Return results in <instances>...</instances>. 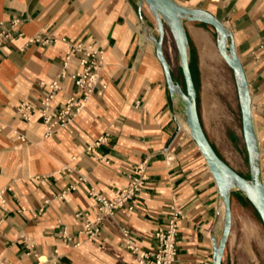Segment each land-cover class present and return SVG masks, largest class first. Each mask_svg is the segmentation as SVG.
<instances>
[{
  "label": "crops",
  "instance_id": "crops-1",
  "mask_svg": "<svg viewBox=\"0 0 264 264\" xmlns=\"http://www.w3.org/2000/svg\"><path fill=\"white\" fill-rule=\"evenodd\" d=\"M173 1L210 13L232 34L251 97L264 183V48L259 49L264 0ZM140 12L150 24L144 6ZM12 18L22 21L21 36L0 48V264H37L35 255L48 257L54 250L59 258L48 264H137L124 248L120 229L140 250L153 251L154 233L168 223L172 209L181 214L176 264H212V241H219L222 230L215 182L189 133L182 124L178 128V110L141 29L138 0H0L5 28ZM184 25L191 74L195 65L200 81L207 80L203 72L222 59L212 28ZM42 32L54 42L27 44ZM74 43L102 50L99 83L73 122L46 136L41 102L51 93L47 84L64 70ZM174 48L166 34L163 51L170 66ZM78 57L74 53L67 61L68 73L78 69ZM78 96L68 78L61 80L50 114ZM21 104L32 108L28 121L17 112ZM104 133L106 142L87 151ZM142 164L147 180L134 209L122 208L113 219H104L92 242L78 236L82 219L77 214H87L91 221L96 217L89 190L111 197ZM60 225L79 247L64 245L57 236Z\"/></svg>",
  "mask_w": 264,
  "mask_h": 264
},
{
  "label": "water",
  "instance_id": "water-1",
  "mask_svg": "<svg viewBox=\"0 0 264 264\" xmlns=\"http://www.w3.org/2000/svg\"><path fill=\"white\" fill-rule=\"evenodd\" d=\"M144 4L154 20L153 26H150L140 12ZM138 18L146 41L150 42L155 50L169 96L178 110L176 117L179 126L182 124L183 128L187 127L186 131L196 144L215 182L222 213V230L219 241L216 242L214 238L212 241V264H222L232 229L231 200L234 194L238 193L245 198L264 225V183L261 178L260 151L252 122L251 97L242 64L235 51L232 34L210 13L185 8L173 0H138ZM186 22L204 24L213 29L215 48L232 72L240 112L242 137L247 153L248 178L240 176L218 156L200 123L196 89L190 70L189 44L184 25ZM166 32L170 34L174 43L184 88L174 79L172 68L163 51Z\"/></svg>",
  "mask_w": 264,
  "mask_h": 264
},
{
  "label": "built area",
  "instance_id": "built-area-1",
  "mask_svg": "<svg viewBox=\"0 0 264 264\" xmlns=\"http://www.w3.org/2000/svg\"><path fill=\"white\" fill-rule=\"evenodd\" d=\"M22 21L19 18H12L8 22V27L5 28L4 23L0 22V48L4 47L15 37H20L19 26ZM54 42V39L45 32L37 34L27 41L28 45H49ZM264 48V40H262L259 49ZM74 53H78V69L68 73L66 71L67 61ZM102 50L91 44L74 43L69 46L66 54V63L64 70L47 84L51 90L49 96L41 102L39 113L42 116L43 123L46 126V136H49L54 128H66L75 117L83 109L86 100L91 96L96 86L99 83L101 64L103 59ZM68 78L78 91V99L69 98L62 109L54 116L50 114V100L53 94L59 90L60 81ZM105 88V87H103ZM17 112L24 120H30L32 108L28 104H21L17 108ZM177 118V117H176ZM177 118L178 128L180 129ZM17 139L25 141L21 134H17ZM108 139V133H104L87 148V151H92ZM103 162L107 163L104 159ZM83 178H81V181ZM147 175L143 164L135 169L134 175L129 177L127 184L119 189L112 190L111 197H107L94 189H90L88 196L92 199L91 208L96 214L95 220L91 221L87 214H77V217L82 219L81 229L78 231V236H82L85 241L92 242L100 234L101 223L104 219H113L117 212L122 208L132 211L135 206V199L143 190ZM63 194L61 195V197ZM0 201L1 194H0ZM181 216L180 212L172 209L171 217L164 227L158 228L154 233L156 247L153 251H142L131 239L129 233L125 229H120L124 238V248L128 250L135 258L137 264H176L177 262V220ZM58 238L64 243L67 248H77L80 242H75L71 234L65 226L60 225L57 231ZM37 264L55 263L59 258L58 253L54 250L48 257L35 255Z\"/></svg>",
  "mask_w": 264,
  "mask_h": 264
},
{
  "label": "rangeland",
  "instance_id": "rangeland-1",
  "mask_svg": "<svg viewBox=\"0 0 264 264\" xmlns=\"http://www.w3.org/2000/svg\"><path fill=\"white\" fill-rule=\"evenodd\" d=\"M145 10L150 25L153 26L154 20L146 8ZM210 30L215 40V33L213 29ZM166 34L172 40L170 34ZM165 47L169 51L167 44ZM219 60L217 66L209 67L203 72L208 77L204 81H200L197 67L193 65L192 77L197 90L199 119L218 156L240 176L248 178L247 153L242 137L235 83L231 70L222 59ZM171 68L173 77L184 88L175 48ZM232 201V231L225 263L264 264V225L252 206L240 195L234 194Z\"/></svg>",
  "mask_w": 264,
  "mask_h": 264
},
{
  "label": "bare ground",
  "instance_id": "bare-ground-1",
  "mask_svg": "<svg viewBox=\"0 0 264 264\" xmlns=\"http://www.w3.org/2000/svg\"><path fill=\"white\" fill-rule=\"evenodd\" d=\"M144 6V8H146L147 9V6L144 4L143 5ZM147 11H148V9H147ZM149 12V11H148ZM150 14V13H149ZM224 62V61H223ZM185 129L187 130V127L185 126Z\"/></svg>",
  "mask_w": 264,
  "mask_h": 264
}]
</instances>
